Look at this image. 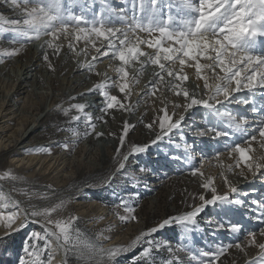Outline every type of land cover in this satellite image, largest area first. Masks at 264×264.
<instances>
[{
	"label": "rangeland",
	"instance_id": "1",
	"mask_svg": "<svg viewBox=\"0 0 264 264\" xmlns=\"http://www.w3.org/2000/svg\"><path fill=\"white\" fill-rule=\"evenodd\" d=\"M10 1L11 3L8 1L9 4L14 6L12 0ZM19 2L20 6H23L22 0H19ZM108 3L111 7L116 9L131 8L130 0L127 3L125 0H108ZM64 6L73 14H83L90 19L94 13L99 14L104 5L101 3V0H88L87 3L85 0H64ZM172 13L174 15L177 14L175 7L172 9ZM0 16H2V19H0V65L16 57L20 60L26 59L28 56L23 54L22 51L18 52L19 54L10 55V53H13L10 52L11 44L21 45L19 42H13L17 37L15 33L10 31L12 28L17 27V25L11 23V21L15 20L9 18L10 15L8 12L5 13L0 10ZM69 23L71 24L72 22L70 21ZM138 33L147 36V33ZM44 38L45 37L42 39ZM42 39L39 41L34 40L30 43L26 42L24 45L38 44ZM106 50L107 48L103 49L102 52ZM142 59L141 57L140 60ZM71 60L72 58L69 61ZM110 60L112 63H117L118 65L116 64V66H120L119 60H116L112 56H110ZM73 61H78V57L73 56ZM104 61L105 60L102 59L95 60L93 63L94 68L91 70H89V68L86 70L82 69L81 72L76 73L69 79L70 83L68 84L62 85V82L57 83L56 81L53 85L54 87H52L56 91L60 87L57 92L58 95L61 93V90L64 89L67 90L68 94H71L65 98L63 95L59 96L56 104L54 103L57 107L59 104H62L63 107L66 106V108H69L67 114L61 110L52 112L45 118L42 125L36 128V130L30 134L27 141H25V144L29 145V148L24 150L26 155L34 154L33 156L50 157L62 154L66 155L68 159H72L75 163L70 164V161L65 162L62 173L59 172L56 174L50 172L40 174L34 173L30 169L25 170L23 167L18 168L13 165L12 167L11 160L12 157L17 156L16 152H13L12 149L6 150V152L0 151V177H5V173L10 174L4 179H0V185L4 188L0 191H6L8 194H12L16 203L22 205V210L25 213H30L33 210H42L46 207H54L61 201H65V206L53 213L50 219L54 221L58 219L67 220L71 216H75L78 219L74 224V228L79 229L82 238L96 245H100L104 249H110L116 247L128 248L132 243L127 245L121 241V237L126 233L129 237H132V239L134 237L137 238L141 236L142 233L150 232L152 228L157 227L158 224L163 222L166 218L178 217L191 212L199 204L200 195L204 192V197L206 199H211L213 193L210 189L215 188L217 195H227L231 199H239L244 203L242 205L228 203H218L215 206L211 205L197 215L195 218V225H189V227L193 229L191 232H186L182 226L173 224L169 226L167 231L163 234L165 236L164 239L159 235L143 236L135 247L128 248L127 251L120 253L113 261L106 262V264H145L144 260H138L136 258L143 248L148 247V240L153 242L151 264H168L169 261L175 264L173 257H178V255L182 256L179 257L182 258L181 264H198V261L189 259L187 251L174 254L173 251H169V248L176 250L178 247L184 246L188 251L198 255L201 250L215 251L221 245H235V243H240L243 251L233 246L220 257L217 264H249L250 261H253L254 258L259 255V248L256 245L264 243V237L258 234L259 229L264 227V224L251 218L254 215L252 210L257 207L252 204V201H264V186L261 184L263 179L260 177L255 182L248 181V184L242 187L239 186L237 188L238 191L232 193L227 186V183H230L228 177L226 178L223 176L218 167L210 165L214 159L217 158L216 160H218V157L227 156L229 154L227 145L234 144L235 142L242 143L243 138L241 135L233 133L231 139L229 137L213 139L212 133L204 136L196 135L197 129H204L209 123V120L205 119L204 115L207 110L201 108L200 111L196 109L194 113H189V117L185 114V121L180 128L173 129L167 139H161L157 141L158 143L156 142L157 144L155 143L157 145L156 147H151L154 145L152 141L156 140L158 135L157 132H159L158 117L163 115V113L159 111L160 108H163V104L160 103L162 96L154 97V99L149 102V108L153 113H147L146 116L143 115L140 119V114H138V112L143 110V107L140 106L138 110L131 113H129V111L126 112L129 97H126V95L113 86H110L113 88L111 89L113 90L112 96H116L125 107L121 108L119 105H116L112 109H107L106 111L102 110L97 114L99 118H97L95 122H91V124L95 125V131H92V129L88 127V122L84 119L85 112L81 114L77 111L73 107L70 98L75 97V102L78 100L80 103H83L82 101L85 99L91 101L94 94L88 91L94 85H88L93 82L89 75H91L93 73L92 71H95L97 66ZM132 63L127 65V67H131ZM61 64L62 63L59 64L58 70H60ZM147 66H151V64L149 63ZM132 68L134 67L132 66ZM63 69H65V72L67 71V67H64V64ZM88 72H91V74H88ZM74 77L83 78V83L72 81L76 80ZM184 83L188 84L190 87L193 86L189 78ZM55 86L58 87L56 88ZM195 91L196 90H193V92ZM95 95H101L100 91H95ZM168 98L167 95L164 96V99L169 100ZM261 99L259 95V102ZM101 103L104 105L102 109H105L107 101L103 99ZM139 105L138 103L137 108ZM153 106L159 109L154 111ZM224 107L231 110L238 118L244 117L243 113L235 106L225 103ZM90 110L91 109H89V112L92 111ZM257 114L259 115V113ZM77 116L80 117L79 120L72 119ZM125 118H134V120L138 122L131 128L126 137L125 144L126 147H128L127 144L129 145L128 149L122 150L121 157H117L116 149H122L124 147H121L119 137L122 135L121 129ZM176 118V116H173V120ZM153 121L156 122L153 124ZM212 122L214 123L215 120ZM148 124H153V127L149 129L146 127ZM103 126L108 127L109 130L106 138L108 140L110 139L113 144L110 153L108 155L106 154L105 158L103 157L104 153L102 154L100 153L101 151L98 150V143H96V149L92 142V138L95 137V132ZM218 126L223 125L221 124ZM32 127L33 124L30 123L27 129ZM73 130L79 133L78 137L73 135ZM226 130L231 131L230 129ZM85 132H89L90 134L85 135ZM145 134L154 135L152 139L149 138V140L145 139L141 141L143 144L142 146L152 144L150 146L151 148L149 147L147 152L139 153L134 157L131 156L127 160L125 168L117 171L118 161L122 158L125 151H131L133 146H137V144H139L137 140V138H139L138 135L143 136ZM257 137L256 141L253 143L251 142L252 152L260 150V154L261 152L264 154V148L259 149L257 146L259 144L258 139H260L258 133ZM169 140L176 143H192L196 148L197 156H200L197 165H191V161L184 154L177 155L180 160L177 165L166 161L160 149L161 146L168 147L166 143H171ZM64 144L68 145L67 149L62 147ZM242 146L244 145L242 144ZM83 147L90 149L87 150L90 151L88 152L90 154L89 157L92 159V163L101 164L100 169H91L88 165L84 166L78 163L77 159H79L82 154L87 153L83 150ZM45 148L51 150L50 154L43 151ZM171 152L172 149H170V153ZM255 153L254 155H257V152ZM232 154L235 155L237 161L239 159L238 154ZM175 155L176 154H174V156ZM75 158L77 159L75 160ZM205 164H207V166H205ZM232 167L233 168L228 172L230 178L236 176L239 180H249L247 176L250 172H247V169L237 168L234 164ZM197 169V174L196 176L193 175V178L194 176L198 178L197 175L202 173V184L204 185L208 181H211L210 188H196L189 183L190 179L186 174L192 175V172ZM241 171H243L244 175L240 174ZM70 172L75 174L73 178H69ZM154 177L156 178L155 181L152 180ZM225 179H227V183H225ZM0 200H2L1 194ZM91 201L99 202L101 207L109 213L110 219L103 222L98 216V213L91 209L89 204ZM127 207L135 209L132 213V215L137 218L135 221L121 219L122 217L129 216V213L125 210ZM1 209L0 206V215L7 216L12 213H17L11 210L5 215ZM251 220L254 222H250ZM114 221L118 224L117 226L113 223ZM232 222H238L243 226L240 233L233 234L226 227H219L220 224L228 225ZM22 223H25V219L20 222L19 219H17L16 223L13 225V229L10 230L6 228L5 222L0 221V228L3 227L7 229L6 235L0 237V264H18V258L24 255L23 248L25 247V242L28 241V243H32V241L29 240L30 234L32 232H37L43 235V228L41 225L46 223V219L43 216L35 218L29 217L26 226L19 228V225ZM17 228H19V230H15ZM249 230L257 232L256 245L249 244L250 237L247 235ZM167 236L170 237V241L165 240ZM169 243H172L174 247L169 246L166 248ZM36 244L39 248H42L44 240H37ZM156 245L160 246L157 248ZM58 250L55 249L53 243H51L48 252L40 253L41 259L47 260L48 255L51 254L54 257L52 264H84L74 252L70 251L65 254L62 249L59 248ZM58 253L62 254L63 258H65V263L55 262Z\"/></svg>",
	"mask_w": 264,
	"mask_h": 264
},
{
	"label": "snow or ice",
	"instance_id": "2",
	"mask_svg": "<svg viewBox=\"0 0 264 264\" xmlns=\"http://www.w3.org/2000/svg\"><path fill=\"white\" fill-rule=\"evenodd\" d=\"M85 2L87 3L88 0ZM125 2H129V0H125ZM12 3L17 7L20 6L19 0H12ZM22 3L24 18L22 21H11L17 27L10 30L17 37L13 42H19L21 47L26 42L30 43L34 40L39 41L43 37H49L50 39L45 43L49 48L59 52L61 45L56 44L55 41L63 37L69 41V49L76 53L73 41L93 43V46H95V40H101L102 46L103 41H107V50L102 55L109 56L111 53L113 58L120 61V66L115 71L120 75L121 83L118 87L121 93H125L129 88V74L125 67L133 61L141 63V57H145L141 63V73L143 64L146 63L159 68V72L155 73L157 79L150 95H155L156 86L165 80L164 73L172 78L166 86L169 91L174 92L175 96H182L183 100L173 105V112L170 115L167 111L168 101L160 99V103L165 107L159 109L163 113L158 117L160 134L157 135L156 140L152 141L153 144L163 139L164 136H168L173 129L180 128L185 121L184 113L194 107H201L207 110L204 115L209 123L204 129H197L195 134L204 136L212 133L213 139L220 137L231 139L233 133H241L244 137L242 143L235 142L227 145L230 154H238L239 159L236 161L235 167L239 168L243 164L253 176L259 174L264 177V171H262L264 170V154L250 155L253 151L251 142L257 140V133L260 138V146L264 148V0H178L176 3L174 0H130V9H116L109 5L108 0H101L104 6L100 13H94L90 19L83 14L76 15L70 12L65 8L64 0H22ZM174 7L177 13L175 15L172 13ZM138 32L147 33V36L151 38L141 39L136 36ZM130 36H136L137 43L132 44ZM141 44L154 51L152 53L142 51ZM96 52L100 53L101 49L96 48ZM16 54H19L18 51L10 53V55ZM79 54L76 53V55ZM44 60H48L46 54ZM93 67L91 64L88 65L89 70ZM185 67L194 68L197 79L203 80V96L198 98L194 92L190 93L185 86L184 82L188 80ZM132 79L138 82L136 76ZM97 87L101 89L100 94L107 101L103 111L112 109L116 105L121 108L125 107L116 96L103 91L104 85ZM197 87L200 86L197 85ZM245 89L252 94L251 98H238L233 95ZM255 90H261L262 99L259 102V107L256 106ZM128 95H131L130 91L126 93V97ZM225 103L238 105L251 103L250 111L259 113V116L253 117L255 127L247 117L238 118L231 110L224 107ZM217 105L221 107H217ZM73 107L81 113L85 110L83 104H75ZM177 109H182V112H177ZM173 116L177 118L173 120ZM72 119L79 120L80 117ZM85 119L88 122V127L95 131V125L91 124V117H85ZM213 120H215L214 123ZM155 122L153 121V124ZM153 124H148L146 127L151 129ZM221 124L223 126H218ZM128 130L129 125L125 123L122 135L119 137L121 147L124 146ZM88 134L90 133L85 132V135ZM73 135L78 137L79 133L73 130ZM96 135L100 137L104 134L96 133ZM62 147L67 149L68 145L64 144ZM146 150L147 146H133L131 149L134 153ZM43 151L48 154L51 152L47 148ZM116 155L121 157L120 148L116 149ZM128 159V155L122 156L118 161L117 171L125 168V162ZM197 171L198 169L194 170L192 175H196ZM240 174L244 175L243 171ZM9 175V173H5V177ZM5 177H0V179ZM211 183L208 181L202 186L207 189L210 188ZM225 183H227V179H225ZM229 189L232 193L238 191L231 185H229ZM210 190L213 193L211 199H206L201 195L202 204L199 207L182 216L166 218L150 232L142 233L140 237L133 240L128 248L135 247L143 236H149L173 224L182 226L186 232H191L193 229L189 225H195L197 215L209 205L215 206L218 203L242 205L244 203L239 199H231L227 195H216L215 188ZM65 203V201H61L54 207L25 213V223L20 224L19 228L26 226L29 217L43 216L46 223L41 225L43 235L37 232L30 234L29 240L32 243L25 242L24 255L18 258V264H52L54 257L51 254L48 255L47 260H42L40 253L48 252L53 241L65 254L70 251L74 252L84 264H106V262L113 261L120 253L128 250L125 247L104 249L102 246L82 238L79 229L74 228L78 219L75 216H71L67 220L54 221L50 219L53 213L65 206ZM252 204L257 207L252 210L254 215L251 218L264 224V201L253 200ZM125 210L129 216L121 219L133 221L137 219L132 215L135 209L127 207ZM19 218L18 212L7 216L0 215V221L5 222L6 228L10 230L13 229V225ZM219 227H226L233 234L240 233L243 228L238 222L228 225L220 224ZM19 228L15 230H19ZM258 234L264 237V227L259 229ZM247 235L250 237L249 244L256 245L257 232L249 230ZM41 239L44 240V245L39 248L36 241ZM147 244L148 247L143 248L136 259L144 260L145 264H151L153 242L148 240ZM159 246L156 245L157 248ZM233 246L243 251L240 243L221 245L215 251L201 250L198 255L188 251L184 246L178 247L175 251H187L189 259L198 261V264H217L220 257ZM256 246L259 248V255L249 264H264V243H259ZM173 259L175 264H181L179 257H173ZM168 264H172V261H169Z\"/></svg>",
	"mask_w": 264,
	"mask_h": 264
},
{
	"label": "bare ground",
	"instance_id": "3",
	"mask_svg": "<svg viewBox=\"0 0 264 264\" xmlns=\"http://www.w3.org/2000/svg\"><path fill=\"white\" fill-rule=\"evenodd\" d=\"M8 1L11 3L10 0H0V10L5 12V13L8 12V14L10 15V17H9L10 19L22 21V19L24 18V16H23L24 5L19 6V7H17L16 5L12 6L9 4ZM176 2H178V0H174V3H176ZM136 36H139L141 39H145V38L150 39L151 38V37H147L145 35H142L140 33H137ZM136 36H130L132 44L137 43ZM44 39L48 40L50 38L45 37ZM44 39H42V40H44ZM46 40H44L43 42L40 41V43L34 44V45H28V46L24 45L23 47H21V45L11 44L12 46L10 48V52H16V51L21 52L22 51L23 54L27 55L28 57L24 60H20L18 57H16V58H13L11 61H6L0 65V151L6 152V150L12 149L13 152H16L17 156L12 157L11 166L13 165V166L18 167V168L23 167L25 170L30 169L34 173H40L41 174V173L54 172V173L58 174L59 172L60 173L63 172L65 162L70 161L71 162L70 164L75 163V162L72 161V159H70V158L68 159V157H66V155H62V154L50 156V157H48V156L42 157V156H33L34 154L26 155L24 153V150L26 148H29V145L25 144V141H27L30 134H32L33 131L36 130V128H38L42 125L43 121L45 120V118L49 114H51L52 112L57 111V110L58 111H60V110L64 111V113H65V111L68 112L69 108H66V106L63 107L62 104L58 103L59 106L57 107V106H55V104L58 101L59 96L63 95L65 98L71 94L70 93L68 94L67 90L62 88L64 90H61V93L58 95L57 92L59 91L60 87L56 91L55 89H53V87H54L53 85L56 83V81H57V83L62 82V85H65L66 83L68 84V83H70L69 79L73 75L81 72L82 69L86 70L88 68V65L89 64L93 65L95 60H100V59L105 60L103 63H101L99 66H97V69H95V71H92L93 72L92 74H91V72H88V74H91V75H89L91 77V81H93L88 85H94L88 91V92H91L94 94L91 101L85 99L82 101L83 103H80V102H78V100L75 102V97L70 98L72 100L73 105H75V104L85 105L84 119H85V117H91V122L92 121L95 122L96 119L99 118V116L97 114H99L103 110L102 108L104 106L101 103V101L104 99L103 96L102 95H95V91L99 90L101 92V89H99L97 86L98 85H104L103 91H107L109 95H113V92H112L113 90H111L113 88H111L110 86H113L115 89L119 90L118 85H119V83H121V81H120V75L115 71V69L119 66H116L117 63H112L110 60L111 53H109V56H103L102 55V53H103L102 50L107 48V41H103V46H102L101 40H95V42H94V43H96L95 46H93V43H85L84 41H73L75 48H76V53H80L79 55H76V53L72 52L69 49V47H68L69 41L64 39L63 37H61L60 40L55 41L56 44L61 45L59 52H56L53 48H49L47 46V44L45 43ZM6 45H8V44H6ZM0 47H1V45H0ZM96 48H100L101 52L97 53ZM140 48L142 51H146L148 53H152L154 51L153 49L147 48V46L144 44H141ZM45 54L48 56L47 61L44 60ZM73 56L74 57L77 56L78 61H76V62L73 61ZM93 57H96V59H93ZM71 58H72V60L69 61ZM142 58L143 59L140 60L141 63L145 60V57H142ZM81 59L83 62L81 61ZM133 62L134 63H132V66L134 68H132V66L129 68L127 66L125 67V70L129 74L128 75L129 88L126 89L125 93H123V94L126 95L127 92H129V91L131 92V95H128L129 98H128V104H127L126 112L129 111V113H131L135 110H138L139 107L142 106L143 110L138 112V114H140V119H141L143 117V115L146 116L147 113L148 114L153 113V111L151 112V109L149 108L148 104L150 101H152V99H154V97H158L161 95L162 99H164V96L167 95V98L169 97L168 98L169 100H167V101H169V104L167 105V111L171 115L173 112V105L176 102L180 103L183 100L182 96L181 97L175 96L174 92L169 91L168 87L166 86L171 81L172 78L168 77L166 75V73H164L163 75L165 76V80L163 82H161L160 85L156 86L157 87L156 94L150 95L149 93L151 92L153 84H154L155 80L157 79L155 73L159 72V68L157 66H154V65L147 66V64H149V63H146V64H143V71L141 73L140 72L141 63H137L135 61H133ZM60 63H62V64L60 66V70H58ZM63 64H64V67H67L66 72H65V69H63ZM166 65H167V62H166ZM47 71H49V72H47ZM218 71L219 70L217 69V72ZM185 73L188 75V78L192 81V85L194 86V87L193 86L190 87V86H188V84L184 83L185 86L188 88L189 92L192 93L193 90H196L194 93L197 95L198 98L203 96V92H202L203 80L197 79L195 69L185 67ZM61 76H63V77H61ZM134 76H136L138 78V82L134 81L132 79V77H134ZM74 79H76V80H72V81H75L77 83L78 82L83 83L82 81H84L83 78H79V77H74ZM72 81H71V83H72ZM197 85H199L200 87H197ZM255 91H256L255 100L257 102L256 106L259 107L258 96L260 95L261 90H255ZM233 95L238 97V98H243V97L251 98L252 97V94L249 93L246 89L239 92V93H234ZM138 103L140 105L137 108ZM229 105H232V106H235L236 108H238L243 113L244 117H247L249 119L250 123H252L253 127H255V122L253 120V117H256L259 115L257 113H252L250 111V108L252 107L251 103L244 104V105H238V104L233 103V104H229ZM163 107H165L164 104H163ZM217 107H220V106L218 105ZM89 109H91L92 111L90 110L91 112H89ZM158 109H159L158 107L153 106L154 111H157ZM196 109H198V111H200L201 107H194L193 109L189 110L187 113H184V115L186 114V116L189 117L190 116L189 113L190 114L194 113L196 111ZM176 111L182 112V109H177ZM85 121H86V119H85ZM137 122L138 121H135L134 118H132V119L125 118L124 123H123V127H124V124L127 123L129 125V130H128V132H129L131 130V128H133ZM30 123L33 124V127L27 129L28 126L30 125ZM123 127H122V129H123ZM108 130L109 129L107 126H103L101 129H99L95 132L96 138L95 137L92 138L93 146L95 145V148H96V143H98L97 144L98 150L101 151L100 153H102V154L104 153V156H103L104 158H105L106 154L108 155L110 153L111 147L113 146L111 140L110 139L108 140L106 138ZM159 132H160V129H159ZM159 132H157V134H160ZM96 133H103L104 135L97 137ZM238 134L241 135V137L244 139V137L241 133H238ZM169 135H170V133H169ZM169 135L164 136L163 139H167V137H169ZM138 136H139V138H137V140H138L139 144H137V146H141V147H143L142 146L143 144L141 142L142 140H145V139L149 140V138L152 139L154 137V135H150V134H147V135L145 134L143 136L138 135ZM140 136H142V137H140ZM134 139H136V138H134ZM259 140L260 139H258V142H259ZM125 141H126V138H125ZM253 142L254 141H252V143ZM156 144H154L155 146L154 145L151 146L152 144H147L144 146H147V149H149L150 146L156 147L157 146ZM174 145L179 152L181 151V153H184V155L186 157H188V159L192 163V164L190 163L191 165H197V163L199 161V159H198L199 157L197 156L196 148L193 145L187 146L185 144L176 143V142L173 143V145H170V146L167 145L169 148L161 146L160 151L165 156L166 161H169L172 164H176V165L179 163L180 160L177 157V155L174 156L172 153H170V149L172 147H174ZM127 146L129 147L128 144H127ZM257 146L259 149H261L260 143ZM128 147H126V144L124 143V147L121 149V151L128 149ZM158 149H159V147H158ZM83 150L87 153L82 154L79 159L75 158V160L77 159L78 163H80L81 165H84V166L88 165V167H90L91 169H100L101 164H99V163L96 164L95 162L92 163L93 161L89 157L90 154L88 153L90 151H87L90 149L85 147ZM147 151L148 150H146L144 152H147ZM144 152L134 153V152L128 150V151H125V153L123 155H128L130 158L131 156L134 157V156L138 155L139 153H144ZM255 152H257V155H254V154H256ZM261 154H262V152H261ZM261 154H260V150H259V151L252 152L250 155L259 156ZM216 159H214V161H212V163L210 165H214V167L215 166L218 167L221 170L220 173L223 174V176H225L226 178L228 177V180L230 182V183H227L228 187L230 184L232 187H236V188H238L239 186L242 187V186L248 184L249 182H255L257 179H259L261 177L259 174H257L256 176H253L251 173H249V175L247 176L249 178V180H247V179H240L239 180V178H236V176H232L230 178L228 176V172L233 168L232 165L236 164L235 155L232 153L231 154L229 153L227 156H221V157H218V160H216ZM126 163H127V161L125 162V165H126ZM205 166H207V164H205ZM240 168L246 170V168L242 164H241ZM262 171H264V170H262ZM74 175L75 174L73 172H70L69 178H73ZM186 176L190 179L189 183L192 184L193 187L204 188L202 186L203 182H201V180L203 181L201 173L197 175L198 178L195 177L196 175L194 176V178L196 180L193 178V175H191V174H186ZM155 177L152 180L155 181V179H156ZM150 178H152V177H150ZM261 178L263 179V182L261 184L264 186V177H261ZM250 180H252V181H250ZM2 189H4V188H2V185H0V190H2ZM0 194L2 197V200H0V206L2 208L1 210H2L3 214L7 215V213H9L12 210L14 212L19 213V216H20L19 222L24 220L25 212L22 210V205H18L16 203V200L13 197V195L11 194L12 195L11 196L6 191H4V192L0 191ZM202 195L204 196V192ZM89 204H90L91 209L95 210L98 213V216L102 219L103 222L110 219L109 213L105 209H103V207H101L99 202L91 201V202H89ZM201 204H202V201L200 200L199 204L195 208L199 207ZM209 206H211V205H209ZM209 206H207V207H209ZM250 222H254V221L251 220ZM113 223H115L116 226L118 225V224H116V221H114ZM132 225H134V224H132ZM167 228L168 227H165L164 229H162L156 233H153L151 235H159L162 237V239H164L165 236L163 234L167 231ZM6 232H7V229L1 227L0 228V237L6 235ZM135 239H136L135 237L133 239H132V237H129L127 235V233L121 237V241H123V243L127 244V245L129 243H132L133 240H135ZM52 243H53L54 248L58 250L59 248L56 245L55 241H53ZM167 245L168 246H166V248H168L169 246L174 247V245L172 243H169ZM172 251L174 254H179L178 252L175 251V249H172ZM58 252H59V250H58ZM178 257H182V256L178 255ZM64 259L65 258H63L62 254L58 253V256L55 258V262L56 263H62V262L65 263ZM179 260L181 261L182 258H179ZM186 264H189V263H186Z\"/></svg>",
	"mask_w": 264,
	"mask_h": 264
}]
</instances>
